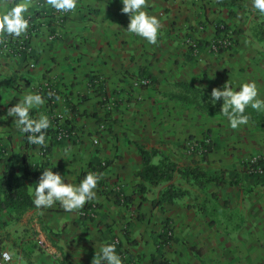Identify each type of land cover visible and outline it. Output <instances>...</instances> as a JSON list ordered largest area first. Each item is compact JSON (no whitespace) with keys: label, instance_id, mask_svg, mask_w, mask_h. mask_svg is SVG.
<instances>
[{"label":"crops","instance_id":"1","mask_svg":"<svg viewBox=\"0 0 264 264\" xmlns=\"http://www.w3.org/2000/svg\"><path fill=\"white\" fill-rule=\"evenodd\" d=\"M39 1L32 0L25 18ZM246 1L252 11L222 7L216 0H147L144 10L162 25L157 44L151 45L126 31L129 17L120 11L121 0H78L60 39H51L52 31L41 19L30 43L36 60H22L10 49L0 48V178L8 157L19 174L27 164L31 193L44 169L59 172L66 183L79 184L95 158L102 163V170L93 171L101 177L96 199L78 211L66 212L57 202L50 208L33 205L16 218L11 209H0V248L12 252V264H91L95 248L109 243L116 245L122 264L161 260L264 264L263 202L256 201L249 210L250 196L242 195L240 212L236 205L235 211L231 208L222 217L215 206L217 194L211 190L215 181L181 177L184 168L212 173L198 162L192 167L178 164L173 178L157 188L139 174L144 166L140 147L157 149L147 143L160 122L157 117L161 113L169 117L168 107L194 106L178 96L181 90L193 85L212 90L226 81L237 90L242 83L255 81L258 98L264 99V53L248 50L238 36L247 16L257 20L251 1ZM223 21L234 29L236 46L217 53L210 44ZM189 37L200 42L197 54L186 44ZM91 75L104 82L106 98L114 106L105 119L102 96L90 84ZM144 78L150 80L148 85L136 83ZM46 81L60 99L54 106L45 100L30 114L59 118L75 134L64 142L47 137L49 150L44 154L40 145L27 143L7 109L27 92L40 93ZM186 116L181 115V123ZM102 124L107 129L102 130ZM65 148L71 151L63 159ZM180 179L197 183L203 196L191 203L181 188L173 187ZM167 190L178 194L172 202L162 200L161 192ZM121 193L130 199L128 203L121 200ZM93 206L94 217L82 215ZM166 217L171 236L165 233Z\"/></svg>","mask_w":264,"mask_h":264},{"label":"clouds","instance_id":"2","mask_svg":"<svg viewBox=\"0 0 264 264\" xmlns=\"http://www.w3.org/2000/svg\"><path fill=\"white\" fill-rule=\"evenodd\" d=\"M122 14L129 17L126 31L145 39L149 44H157L158 34L162 27L155 15H149L144 9L148 6L147 0H121ZM32 0H0V43L3 37L19 38L27 33L29 20L25 18ZM46 4L59 13H74L78 0H46ZM251 6L261 16H264V0H251ZM211 103L223 101L220 112L227 118L231 129L236 130L247 125L249 116L245 114L246 108L264 110V99L258 98V88L255 81L242 83L236 90L229 81L222 88L213 87L211 90ZM49 97H60L54 92ZM45 104L44 97L39 92H27L19 101L7 109V116L14 117L17 129L27 134V141L32 145H46V130L51 127V121L45 114L33 117V109H39ZM70 148H65L60 158L70 156ZM101 177L94 172H88L79 184L65 182V178L52 169H44L35 184L33 204L37 208H50L57 202L66 212H75L82 209L87 202L96 199L98 181ZM4 264H11L13 254L5 251L0 253ZM91 264H122L114 243L102 244L96 250Z\"/></svg>","mask_w":264,"mask_h":264},{"label":"rangeland","instance_id":"3","mask_svg":"<svg viewBox=\"0 0 264 264\" xmlns=\"http://www.w3.org/2000/svg\"><path fill=\"white\" fill-rule=\"evenodd\" d=\"M250 19L251 17L247 16L245 24L238 29V36L243 44L250 46V48L248 46V50H256L259 52L258 54L264 53V37L262 35L264 26L260 20L254 19L251 21ZM219 25L226 26L227 24L223 21L219 22L217 27ZM226 30L233 40L232 45L227 49L230 51L236 46V36L233 35L234 32L232 33L234 31L232 27L229 26ZM261 78L264 81V75ZM210 94L211 90L206 89L204 85H193L186 87L185 91L181 90L178 96L187 103L190 101L189 104L194 106L168 107L166 110L169 117L164 113L157 117L160 122L153 136L148 138L147 143H153V146L149 145L151 148L167 152L168 154L165 153V155L173 159L181 167H192L199 163L203 168H209L213 174L220 170L219 173L226 176L227 169L235 167L241 171L244 160L264 154V110H251L247 107L245 114L249 116L248 124L233 130L229 126L227 118L220 112L223 103L222 99L213 104L211 103ZM185 113L188 116L184 119L185 123H181L183 119L181 115ZM210 137L218 139L220 145L215 152L210 154V160L206 162L201 160L202 154L199 145L202 142L209 143ZM154 160L157 162L161 160V157L157 156ZM181 177L183 178V175ZM178 181L173 187L176 188L178 186L177 188H181V191H184V194L189 196L188 200L191 203L198 196H203L197 183H187V181L182 179ZM161 185L163 183L153 187L157 188ZM211 190L217 194L218 199L216 198L215 206L222 217H225L223 212L231 211V208H234L233 210L235 211L236 205L237 212H240V198L242 195L247 194L250 196L248 199L245 198L248 201L249 210L254 207L256 201L259 204L263 202L262 205L264 206V187H258L248 194L245 189L237 186L214 182L211 184ZM249 200L251 201L249 202ZM219 202H224V204ZM245 211L247 212L248 210L245 209ZM238 218H240V215H238ZM245 218L247 219V214H245ZM223 220H226V218Z\"/></svg>","mask_w":264,"mask_h":264},{"label":"trees","instance_id":"4","mask_svg":"<svg viewBox=\"0 0 264 264\" xmlns=\"http://www.w3.org/2000/svg\"><path fill=\"white\" fill-rule=\"evenodd\" d=\"M216 2L222 7H228V8L236 7L238 9L252 11L246 0H216ZM255 17L257 20H260L264 26V16H261L258 13V11H255ZM26 19L29 20V24L31 26L30 29L32 28L36 29V32L38 30L41 19H44L46 21L52 33L55 32L56 30L55 9L48 6L46 4V0H40L38 3H36V6L33 8L32 13L30 14L29 17H26ZM219 26L216 29L217 30L216 35L221 33ZM228 27L229 26L226 25V28ZM31 35L32 34L30 31V36L27 40H25L24 46L19 44L20 37L19 38L3 37L2 39L4 42L0 43V48L7 47L13 52V54L19 55L20 58H22V60H28L30 58L36 60L35 54L32 51L30 45L31 37L33 36ZM262 35L264 37V30ZM198 46H200V42ZM143 72L145 71L142 69V73ZM145 76L148 78L150 77V75H145ZM98 78H99L98 75H91L90 84L93 87H95L97 89L98 94L102 96L101 102L104 105L107 99L105 84L104 82H102L98 86L96 83ZM47 92L48 91L45 92L42 91L40 93L49 105L54 106L56 98L55 96L52 99L49 98ZM55 94L57 95L56 90H55ZM107 114H109L108 111L106 112L105 114L106 116H104V119L105 117H107ZM50 121H51V127L46 130V139L47 137H49L51 141L52 139H54L59 142H64L66 139L59 140L57 138V128L55 127L54 124L55 119L50 118ZM65 125L69 127L67 123H65ZM26 141H27V134H26ZM219 145H220L219 140L216 138H211L209 143L202 142L199 145V149L201 150V154H202L201 160L209 161L210 154L215 152ZM48 146L47 145L40 146L41 149L44 150V154H46V151L49 150ZM140 151L142 154L144 166L139 174L143 179L148 180L151 184L155 186L171 180L174 174L179 169L178 164L175 161L171 160L167 155L163 154L158 149H146L144 147H140ZM157 156H160L161 160H158L156 162L154 158H156ZM4 161L6 162V167L4 169L2 177L0 178V209H11L13 211L14 217L18 218L22 214H24L27 210L32 208L34 205L33 196L30 194L31 192L29 189V184L27 182L30 172L28 170L27 164L25 163H24L23 173L19 174L16 166L12 163L9 157L5 158ZM96 169H99V171L102 170V163L98 158H95V160L91 163L90 172H93ZM182 171H183V176L186 178L195 177L196 179H198L197 181L204 183L214 182V181L218 184L228 183L230 185L237 186L241 189H245V192L249 194L258 187H264V154L256 158L244 160L243 169L241 171L235 167H233L232 169H228L226 171L227 172L226 176H223L221 173H219L220 170H217L214 174L208 172L207 170H202L200 168H196V169L184 168L181 170V172ZM174 190L172 191L167 190L161 192L162 200L166 199L172 202L176 197V195H178L177 192ZM129 200L130 199L128 197L127 198L125 197L124 201L125 203H128ZM164 225H165V233L171 236V230L169 228V220L167 217L164 218ZM157 264H170V262H168L167 260H161L158 261Z\"/></svg>","mask_w":264,"mask_h":264},{"label":"built area","instance_id":"5","mask_svg":"<svg viewBox=\"0 0 264 264\" xmlns=\"http://www.w3.org/2000/svg\"><path fill=\"white\" fill-rule=\"evenodd\" d=\"M71 13V12H70ZM70 13H59V12H56L55 11V16H56V30L55 32H53L51 34V39H60L62 37V27L67 19V16L70 14ZM31 26L29 24V28H28V32L23 35L22 37L19 38V44L23 45L25 44V40H27L30 36V31H31V34L34 35L35 32H36V29H30ZM219 29L221 30V33L218 34V35H215V37L211 40V44H210V47L212 50H215L217 52L219 51H223V50H227L231 45H232V38L229 34V32L226 30V26L225 25H220L219 26ZM31 35V36H32ZM186 44L192 49V51L197 54L198 51H199V42L197 39H194V38H187L186 39ZM7 48V47H5ZM31 66H34V62H32V64H30ZM97 85L99 86L100 83H102L100 77L97 79L96 81ZM138 85H148L150 83V80L147 79V78H144V79H141V80H138L136 82ZM40 92H45V91H48L47 93H49L50 91L51 92H54L55 93V89L54 87L52 86V84L48 81L44 82L41 86H40ZM54 96L52 97H49V98H53ZM54 103V101H53ZM113 104L111 101H108L106 99L105 103H104V110H107V111H111L113 109ZM55 127L57 128V138L59 140H62V139H69L71 138L75 133L69 129V127H67L65 125V122L60 120L59 118H56L55 119ZM106 125L105 124H102L101 125V129L102 130H105L106 129ZM95 143H98V139H95L94 140ZM120 197H121V200L124 201L125 200V195L123 193L120 194ZM96 206H93L92 208L90 209H86L82 212V215L83 216H88V217H94L96 215ZM9 252L11 253L9 250L7 249H2L0 248V253H3V252ZM13 263V261L11 262V264ZM0 264H4L3 260H2V257H0Z\"/></svg>","mask_w":264,"mask_h":264}]
</instances>
